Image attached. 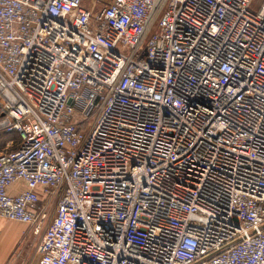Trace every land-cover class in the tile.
<instances>
[{
  "label": "built area",
  "instance_id": "1",
  "mask_svg": "<svg viewBox=\"0 0 264 264\" xmlns=\"http://www.w3.org/2000/svg\"><path fill=\"white\" fill-rule=\"evenodd\" d=\"M0 131L37 264H264V0H0Z\"/></svg>",
  "mask_w": 264,
  "mask_h": 264
},
{
  "label": "rangeland",
  "instance_id": "2",
  "mask_svg": "<svg viewBox=\"0 0 264 264\" xmlns=\"http://www.w3.org/2000/svg\"><path fill=\"white\" fill-rule=\"evenodd\" d=\"M1 234L0 264H37L41 231L34 233L26 223L0 217Z\"/></svg>",
  "mask_w": 264,
  "mask_h": 264
},
{
  "label": "trees",
  "instance_id": "3",
  "mask_svg": "<svg viewBox=\"0 0 264 264\" xmlns=\"http://www.w3.org/2000/svg\"><path fill=\"white\" fill-rule=\"evenodd\" d=\"M5 137L7 138L4 139ZM8 139L13 140V143L8 147V150L15 149L19 145V138L15 133L0 131V147H2L4 145V142Z\"/></svg>",
  "mask_w": 264,
  "mask_h": 264
},
{
  "label": "crops",
  "instance_id": "4",
  "mask_svg": "<svg viewBox=\"0 0 264 264\" xmlns=\"http://www.w3.org/2000/svg\"><path fill=\"white\" fill-rule=\"evenodd\" d=\"M22 187L24 186L22 183L20 184ZM0 260H1V258H0Z\"/></svg>",
  "mask_w": 264,
  "mask_h": 264
},
{
  "label": "bare ground",
  "instance_id": "5",
  "mask_svg": "<svg viewBox=\"0 0 264 264\" xmlns=\"http://www.w3.org/2000/svg\"><path fill=\"white\" fill-rule=\"evenodd\" d=\"M4 227V226H3ZM7 235V234H6ZM0 236H2V234L0 235Z\"/></svg>",
  "mask_w": 264,
  "mask_h": 264
}]
</instances>
